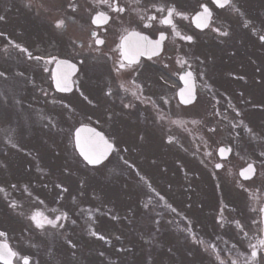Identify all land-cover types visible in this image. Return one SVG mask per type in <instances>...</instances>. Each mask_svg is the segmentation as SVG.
I'll use <instances>...</instances> for the list:
<instances>
[{"label": "rangeland", "instance_id": "374dc122", "mask_svg": "<svg viewBox=\"0 0 264 264\" xmlns=\"http://www.w3.org/2000/svg\"><path fill=\"white\" fill-rule=\"evenodd\" d=\"M0 68L7 72V65L1 63ZM259 93L251 96V99L258 100L262 96V101L258 100V102L263 104L264 94ZM75 98L76 96L66 97L64 100L67 105L73 104L80 110V104L83 106V103H77ZM50 103L54 104V102ZM5 105L4 102V107ZM60 105L62 104H58V106ZM246 115L250 131L247 133L243 128L240 129L242 137L236 140L235 149L239 156L256 165L258 173L256 179L250 182V189L253 191L257 189V196L263 197L264 116L261 112H252L251 110ZM0 118L2 117L0 116ZM69 123V129L72 131L75 125L71 118H69ZM253 129L258 134L253 136ZM51 133L52 131L47 129L40 137V140L51 139L49 143L44 142L45 145L38 155L41 166H48L45 178L40 189L36 184L24 191L26 195L30 194L31 202L28 204L25 202L18 212L20 214L23 212L21 215L26 220L29 218L28 216L41 213L44 217L56 221L57 227L46 225L43 229H38L32 221L27 220L24 233L17 234L14 239V243L18 246V257L28 256L30 264H167V259L158 257L156 252L150 250L152 243H150V238L153 240V237L150 234L149 224L140 222V220H144L140 217L148 200H140L137 194L134 201V194L131 195V192L126 191L122 184L120 178L122 172L113 168L106 170L107 167L115 166V160L100 168H87L72 152L69 142L70 131L68 132L67 128L59 133V137L53 136ZM13 162L12 176L18 175V178H21L20 176L23 175L16 167V159H13ZM0 173L7 174L4 170H0ZM217 180L221 184V198L237 209L249 210L248 207L245 208L247 194L225 190L223 186L227 185V182L220 177ZM90 193L97 195L98 198L104 197L110 200L114 211L106 216L95 215L98 210L91 204L93 201L87 203L85 207H79L75 201L86 200ZM217 196L219 195L217 194ZM212 197L213 203L204 198L200 209L197 210L204 219L209 215L204 211L205 207L218 205L215 194ZM119 199H121V203L122 200L131 199L133 203H129L127 209L130 212L136 209L138 215L136 217L127 216V212H123L124 208H121ZM14 212L18 213L16 210ZM250 215L254 216L256 213L253 211ZM57 217H61V219L57 220ZM15 219L14 222L0 219V222L2 224L7 222L17 229L18 227L23 228L24 223L15 222ZM93 232L97 235H92ZM97 236H103L104 239H98ZM163 239L164 237L158 239L156 245ZM161 246L159 244L157 248ZM163 248H160L158 253L161 251L164 254ZM190 253H192L191 250L186 255L185 248L182 250L180 246L176 258L178 255L179 260L181 262L187 260V264H220V261H224V257L216 256L209 250H206L203 255L196 252L194 255Z\"/></svg>", "mask_w": 264, "mask_h": 264}, {"label": "flooded vegetation", "instance_id": "af4514ba", "mask_svg": "<svg viewBox=\"0 0 264 264\" xmlns=\"http://www.w3.org/2000/svg\"><path fill=\"white\" fill-rule=\"evenodd\" d=\"M135 1L115 0L120 7L125 8L122 14L112 12L108 8L106 14L109 15V21L100 27L98 37H96V39L103 40L104 43L101 45H97L95 41L92 43L93 46L90 49L91 53L85 69L89 91L103 90L98 109L111 111V114L108 115L109 120L118 117L121 122L123 121L120 131L123 135L130 125V118L127 120L128 116L124 113H133L142 122H145V110H152L154 106L168 120H172V113H179V107L175 104L170 91L159 86L157 77L162 75L156 68L149 65L148 60L140 57L138 63L132 68L116 71L120 61L118 46L121 43V37L135 31L156 40L163 33L166 37L163 41V53L150 61L162 65L165 72L175 78L189 66L186 60L190 54L198 50V41L193 40L189 43L180 38L189 35L198 36L199 32L190 25L188 17L191 9H194V5L178 8L179 5H182L183 0H148L149 4H146L144 0H139L138 3ZM195 2L197 10L200 0ZM158 7L165 11L157 12L156 8ZM170 7L183 14L178 16L174 13L172 16V25L175 26V31L180 34L179 36L173 33L172 25H164L160 22L167 16V9ZM149 16L156 18L149 20ZM146 24L149 26L145 27ZM199 42L201 43V41ZM122 85L123 87H121ZM166 86L172 89L170 85ZM198 89H200L199 86ZM106 93H111V95ZM125 105H129V107H125ZM115 110L119 113L118 115H115Z\"/></svg>", "mask_w": 264, "mask_h": 264}, {"label": "snow or ice", "instance_id": "6c2138e0", "mask_svg": "<svg viewBox=\"0 0 264 264\" xmlns=\"http://www.w3.org/2000/svg\"><path fill=\"white\" fill-rule=\"evenodd\" d=\"M97 4L105 5L109 8L110 11L116 12L118 14H122L125 11V8L120 7L115 0H96ZM139 0H137V3ZM213 3H215L218 7H224L225 5L229 4V0H213ZM203 12L197 14L195 20H196V27L197 28H203L208 26V20L210 19L212 13L209 11L208 7L206 5H201ZM73 11H75V8L73 7ZM157 12L163 13L165 9L163 8H156ZM176 14L178 16L183 15L182 13L176 12L175 8H168L167 9V16H165L160 22L164 25H172V16L173 14ZM156 17L149 16V20H154ZM4 17L0 16V20H3ZM109 20V16L105 14L104 12H97L95 16L92 18V24L94 25H101L106 24ZM62 21L57 22L56 27L60 28L62 27ZM149 25H145V27H148ZM173 33L175 35H180L175 31V26L172 25ZM218 31V30H216ZM220 35L226 36L228 35L227 32H220ZM0 35H3L0 33ZM93 36H95V33H93ZM165 36L163 33H161L159 39L153 41L150 40L147 36L141 35L139 32H129L126 36L121 37V43L118 46L119 49V55H120V61L118 63V66L116 68V71L119 72L123 69L132 68L133 65L138 63V57L139 56H147L149 59L152 58V56H155L159 53V49L161 47L162 42L165 40ZM181 39L191 43L193 41L192 36H181ZM261 41L264 42V36L260 37ZM11 43V41H9ZM95 43L97 45H101L104 43L103 40L96 39ZM14 47H18L17 45H13ZM20 51L24 52L26 49L20 48ZM30 59H36L39 61L41 57H32L29 53ZM53 60H55V57H52L46 63H51ZM57 66L59 68L60 65L66 64V61H56ZM70 67V66H69ZM134 70V69H133ZM0 75H3V73H0ZM187 77V78H186ZM185 76H182L181 79L184 81L186 88L182 89L179 93L181 98V103L183 104H189L193 101L194 97L191 94V86H190V77L191 73H187ZM52 79L55 84V88L59 92H68L71 91V84H70V76L68 73L64 72H57L54 73L52 76ZM123 87V85L121 86ZM187 92V95H186ZM107 95H111V93H106ZM135 95V93H132ZM67 107V105H65ZM125 107H129V105H125ZM218 114V113H217ZM237 115L239 116L240 113L237 112ZM173 123H177L176 121H173ZM193 123H196V121H193ZM237 125H233V127H236ZM212 129H210L211 131ZM250 131V129H249ZM87 132L88 135L82 137L81 133ZM75 149L78 151L79 156L82 157L84 163L89 166H98L102 164V162L107 158L110 151L113 150V145L108 142L102 136L99 132H95L93 129H84L80 128L77 129L75 133ZM230 151V149L226 148H220L219 153L220 156L223 158L225 152ZM210 155V153H208ZM264 155V153H262ZM216 169H220L223 167L220 163H217L215 165ZM255 173V169L252 164H249L246 169L242 170L240 175L244 179H250L251 176ZM143 179V177H142ZM13 187H15L13 185ZM57 187H60L57 185ZM3 189L0 188V192H2ZM163 199V197H161ZM12 208H15L16 205L10 204L9 205ZM175 211V209H173ZM261 213H264V208L260 209ZM66 218V217H64ZM61 219V217H57V220ZM31 220L34 222V225L38 229H43L46 225H49L51 227H57V222L54 220H49L47 217H44L41 213H35L31 216ZM219 222V221H218ZM62 226V225H61ZM5 234L3 232H0V237H3ZM92 235H97L96 233H92ZM98 239L103 240V236H97ZM74 246V245H73ZM264 248V239H261L258 241L256 245H251L252 251L250 258L246 261V264H254L257 260L258 251L257 248ZM13 258H17L21 261V264H30V261L27 256H19L16 252H14L6 243L0 242V264H13ZM220 264H223V261H220ZM233 264H235V261H233Z\"/></svg>", "mask_w": 264, "mask_h": 264}, {"label": "bare ground", "instance_id": "6f19581e", "mask_svg": "<svg viewBox=\"0 0 264 264\" xmlns=\"http://www.w3.org/2000/svg\"><path fill=\"white\" fill-rule=\"evenodd\" d=\"M75 202L79 207H82V206L85 207L87 203L91 202V204L94 205L95 209H100L99 211H101V213L98 212L99 216L103 215V212L105 211V209H107V201L100 200V198H98L97 195L93 193L88 194L86 200L84 201L81 200V202H78V201H75ZM123 205L126 206L125 203H123ZM112 211H114V209L109 210L110 213Z\"/></svg>", "mask_w": 264, "mask_h": 264}, {"label": "water", "instance_id": "95a60500", "mask_svg": "<svg viewBox=\"0 0 264 264\" xmlns=\"http://www.w3.org/2000/svg\"><path fill=\"white\" fill-rule=\"evenodd\" d=\"M87 136V135H86Z\"/></svg>", "mask_w": 264, "mask_h": 264}]
</instances>
